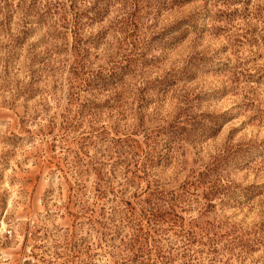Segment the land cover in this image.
Masks as SVG:
<instances>
[{"label":"rangeland","instance_id":"374dc122","mask_svg":"<svg viewBox=\"0 0 264 264\" xmlns=\"http://www.w3.org/2000/svg\"><path fill=\"white\" fill-rule=\"evenodd\" d=\"M0 264H264V0H0Z\"/></svg>","mask_w":264,"mask_h":264}]
</instances>
